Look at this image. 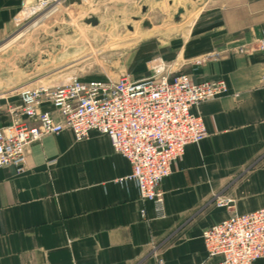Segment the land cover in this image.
Returning a JSON list of instances; mask_svg holds the SVG:
<instances>
[{
	"label": "crops",
	"instance_id": "1",
	"mask_svg": "<svg viewBox=\"0 0 264 264\" xmlns=\"http://www.w3.org/2000/svg\"><path fill=\"white\" fill-rule=\"evenodd\" d=\"M35 1L0 0V54L23 35L15 33V19ZM214 9L189 35L151 47L137 65L142 77L159 60L172 74L222 80L228 88L194 109L207 135L185 147L161 182L163 216L140 199L134 182H121L131 167L106 135L91 131L77 141L64 130L27 147L23 172L0 168V264L220 262L207 258L202 240L206 228L230 215L215 202L232 199L236 214L264 208V0H225ZM145 42L135 55H146ZM18 104V94L0 103V128L10 123L7 108Z\"/></svg>",
	"mask_w": 264,
	"mask_h": 264
},
{
	"label": "built area",
	"instance_id": "2",
	"mask_svg": "<svg viewBox=\"0 0 264 264\" xmlns=\"http://www.w3.org/2000/svg\"><path fill=\"white\" fill-rule=\"evenodd\" d=\"M59 4L61 0H36L24 9L30 11L28 18L40 11L54 13ZM23 20L15 19L17 24ZM259 49L264 50V41ZM227 91L222 80L197 83L188 74H172L159 60L139 79L128 75L115 80L74 77L61 84L24 87L18 93L19 104L7 108L10 123L0 128V168L23 172L27 147L45 136L70 130L82 141L97 131L130 164V174L121 182H134L140 199L151 202L156 216L162 217L161 182L171 174L185 147L200 143L207 135L194 109ZM44 105L52 110H44ZM233 203L232 199L215 202L230 215L202 232L207 258H220L218 264H253L264 259V208L236 214ZM155 264L165 263L157 259Z\"/></svg>",
	"mask_w": 264,
	"mask_h": 264
},
{
	"label": "rangeland",
	"instance_id": "3",
	"mask_svg": "<svg viewBox=\"0 0 264 264\" xmlns=\"http://www.w3.org/2000/svg\"><path fill=\"white\" fill-rule=\"evenodd\" d=\"M54 13H26L23 33L0 54V103L12 102L24 87L56 85L70 78L115 80L142 77L135 51L186 37L225 0H74ZM214 10V11H212ZM219 12V11H218ZM220 17L209 15L205 22ZM35 23V25H33ZM142 52V51H141Z\"/></svg>",
	"mask_w": 264,
	"mask_h": 264
},
{
	"label": "trees",
	"instance_id": "4",
	"mask_svg": "<svg viewBox=\"0 0 264 264\" xmlns=\"http://www.w3.org/2000/svg\"><path fill=\"white\" fill-rule=\"evenodd\" d=\"M204 16V15H203ZM146 45V44H145ZM140 49V48H139ZM149 52V51H148ZM148 52H146V55L144 56V57H140L139 55H138V52H137V54H136V56H135V58H134V63L133 64H135V63H139V61L140 60H144V61H147L146 59H148L149 57H150V55H149V53Z\"/></svg>",
	"mask_w": 264,
	"mask_h": 264
},
{
	"label": "bare ground",
	"instance_id": "5",
	"mask_svg": "<svg viewBox=\"0 0 264 264\" xmlns=\"http://www.w3.org/2000/svg\"><path fill=\"white\" fill-rule=\"evenodd\" d=\"M28 10V9H27ZM29 11V10H28ZM30 12V11H29Z\"/></svg>",
	"mask_w": 264,
	"mask_h": 264
}]
</instances>
